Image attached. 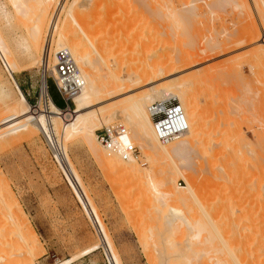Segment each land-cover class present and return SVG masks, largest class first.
<instances>
[{
    "label": "rangeland",
    "instance_id": "1",
    "mask_svg": "<svg viewBox=\"0 0 264 264\" xmlns=\"http://www.w3.org/2000/svg\"><path fill=\"white\" fill-rule=\"evenodd\" d=\"M16 1L19 9L15 6ZM16 1L0 0V32L11 51L6 55L7 59L14 61L19 71L29 67L39 69L43 51L30 48L28 39V29L36 16V2ZM74 1L60 0L62 6L59 10L58 4L53 7L52 17L58 13L60 25L71 3L76 4ZM101 1H97L96 6H88L89 9L86 7L89 17L92 13L97 20L92 16V19L88 18L93 20L90 22L92 26L88 24L95 46L86 42L85 48L89 58H94L96 46L100 47L97 50L103 57L97 64L100 74L106 76L110 71L115 72L123 78L120 83H126L131 92L96 102L89 111L117 103L121 109L126 107L123 102L128 94L149 91L151 85L137 89L130 79L137 73L150 70L152 63L166 66L171 59L179 57H183V62L187 61L188 56L184 59L186 53L196 48H209L216 39L219 42L218 39L230 40L234 36L238 41L232 39L226 51L217 54L215 48L216 54L211 50V56L196 65L175 72L169 78L162 74L157 79L159 85L170 79H195L197 75L199 78L193 85L185 80L187 96L193 95L201 108L198 134L182 153L173 154L171 162L158 167L155 162L157 170L174 162L178 165L186 180L178 177L175 169L168 174L176 178L180 187L190 184L191 191L185 194L175 189L168 194L161 184L159 171L161 175L158 172L157 176L152 175L154 172L150 171L149 176L143 173L139 179L133 172L119 169L99 141H91L81 133L66 141V154L63 131L59 136L53 129L50 133L55 141L38 132L32 137L16 135L17 138L15 136L0 145V184L10 186L23 208L19 226L26 231L27 237L37 234L40 241L36 245L38 249L34 247L37 249L35 264H61L96 245H99L96 251L80 255L69 264H115L61 164L68 161L79 174L89 203L96 209L121 264H264L259 243L264 238V75L259 72L260 65L257 67L254 61L251 64L250 55L252 49L262 46L264 0H237V3L235 0ZM78 3L75 8L81 9ZM184 3L193 7L190 8L189 4L186 7ZM154 6L158 7L157 10ZM140 7L142 11H139ZM254 27L260 32H253ZM249 30L252 35L247 32ZM244 31L249 34H244L247 37L241 34ZM254 34H260V39ZM101 39L104 40V44L100 42L102 46L97 42ZM51 54L50 64L54 62V52ZM260 71H264L263 67ZM193 73L195 75L191 76ZM210 76L212 80L215 76V80L212 81ZM200 78L203 79L200 81ZM9 79V73L0 64V89H4L0 90L1 116L14 106L13 94L4 88V82ZM75 108L74 104L69 120L75 117ZM38 119L42 120L39 116ZM125 125L139 148L137 160L143 168L150 167L151 160L141 149L137 132L131 125ZM149 177H155L156 182ZM174 216L172 227L167 229L164 221ZM219 243L224 252H220L222 248L218 250ZM14 249L13 253L19 257V250ZM166 250L172 259L167 263L164 260L168 256Z\"/></svg>",
    "mask_w": 264,
    "mask_h": 264
},
{
    "label": "bare ground",
    "instance_id": "2",
    "mask_svg": "<svg viewBox=\"0 0 264 264\" xmlns=\"http://www.w3.org/2000/svg\"><path fill=\"white\" fill-rule=\"evenodd\" d=\"M34 1L36 2V12L34 13L36 16L34 15L35 16L34 23L28 29V39L30 41L29 42L30 48H36L38 50H41L40 52L43 51L42 57H41L42 63L48 62L49 68H50L52 74H55V75H56V71H55V67H54L55 59L53 60L54 62H52V64H50V62H49L50 61V55H52L51 54L52 52L55 53L56 51L61 50L63 48H68L72 52L78 66L80 67L82 74L86 80L85 87L82 89V91L80 93H78L74 97V103L76 105V108L73 110V112L75 114V117L71 120H67L65 122V126L63 129V148H64L65 154H66L67 148H68L66 146V141H68L70 138L74 137V135H76L77 133H81V134L87 136L89 138V140H91V141L93 139H96L97 141H99L97 139L96 129L98 127H100V125L110 124L114 121V119H119V121L121 120L122 123L125 122V124L131 125L135 130V131L134 130L133 131L137 132L139 138L141 139L140 147L146 154H148V156L151 160V164H150V167H148V168L144 167L143 168L141 163L137 160V158H133V159L128 160L127 162H124V161H122L123 158L120 155H118V154L111 155L113 157V161L116 162L117 167L119 169H123L124 171L133 172V174H135L136 178L138 176L139 179H140L139 175H142L143 173H145V176H149V173L151 174L150 171L154 172V174L152 173V175H156L157 172L159 171L162 174V176H161L162 183L161 184H163L166 187V191L168 194L171 190H174V189L178 190L180 192H183L184 194L187 193L188 191H191V186L189 183H188V186L180 187L178 185V183L176 182V178H173L168 174V173H170V171L172 169H175L177 172V176L184 178L186 180V178L183 176L182 172L180 171L178 165L175 164V162L172 165H167L168 167L158 168L160 170H157V168H155V167L160 166L159 164L163 165V164L167 163L168 161L171 162L173 160V154L182 153L184 151V149L191 143L192 139L198 134V131L200 130V116H201L200 105L198 104V101L195 99V97L193 95L190 97L187 96V94L189 92H188V90L185 89V85H186L185 80L191 82V85H193L194 83L197 82L195 79L198 80L199 78L197 77L198 76L197 75L195 77V79L192 77L191 78L186 77L185 79H170L169 81H167L165 83H159V85L157 83V79L159 76H162V74L166 75L169 78V76H172L173 74H175V72H178L180 70H184V69H187L191 66L196 65L200 61H202L206 58H209L211 56V54H210L211 50L213 51L214 54H216V53L220 54V52L226 51L227 50L226 47L229 44H231L230 40H232V39L235 40L236 38L234 39V36L232 37V35H231V37H232L231 39L229 38L230 36L228 37L230 40L226 39V40L222 41L221 39L220 40L218 39L219 42H217V39H216L215 40L216 43H215V41L213 44L211 43V45L209 43V45H210L209 48H201V49L196 48L195 50L190 51L189 54L186 53L187 55L186 54H185V56L183 55L184 59H186L188 56V60L187 61L185 60L184 62L182 60L183 57L181 55L182 58L179 57V58L174 59V60L171 59V61H170L171 63L169 62V64H167L166 66L160 65L163 67H160L158 64L154 65V63H152V65H150V70H146L145 72H142V73H137L136 75H134L132 77V79H130V80H132L131 83L133 84V85L132 84L131 85L137 89H139V88L141 89L144 86L151 85V86H148L149 91L135 92V93L128 94L126 96V99L125 98L122 99V100L125 99L126 102L124 101L123 103H126V104H123V103L122 104L125 105L126 107L122 106V104H121V106H122L121 109L118 106L120 104L117 103V105L111 104V106L107 105V107L100 106L99 108L95 109L96 111H94V109L92 111H89V109L91 107L95 106L96 102L99 103L101 100L103 101L107 98L108 99L114 98L117 94H127V93L131 92V90L129 89V87L126 83H123V81H121V83H120V80H122L123 78H120L115 72L110 71V73L106 76H103L100 74L99 68L97 67V64L103 59V57H102L101 52L97 51V50L100 48L99 46L102 43L104 44V40H102V39L100 41L96 40L97 42H99V44L102 41L101 44L98 45L99 48H97V46H96L95 54L96 53L97 54L94 58H96L97 60H93L94 58H92V57L89 58L90 56H89V54L85 48L86 42H88V44L90 46H95V42L93 41L94 39H92L93 37L91 38L92 35H90L91 34L90 30H89L90 26L88 24L91 21H93V20H91V21L89 20V19H92L93 16L91 13L90 17L91 16L92 17L90 18L89 17L90 13L86 12V10L89 9L88 6L89 7L90 6L93 7V5L96 6L95 3H97V1L99 2V0H82V2L79 0L81 2V5H79L80 2L78 3V2H76L77 0H75L74 2L76 4L78 3V5L81 9L82 8H83V10L85 9L84 10L85 12L82 11L81 9H79L77 6V8L80 10L79 11L77 8H75L76 4L71 3V5L69 7L70 9H68L67 14H65L66 18L64 17L65 19L61 25H60L59 14L54 13L55 16H53V17L51 14V13H53L52 12L53 7H56L55 5H57V4L59 5V6L57 5L58 10L62 6L60 0H34ZM157 1H156V3H157ZM228 1H230V0H228ZM235 1L237 3V0H235ZM194 2H196V1H194ZM14 3H15V6L17 7L19 2L16 1ZM135 3H136V1H135ZM144 3L145 4H143V5H146L147 2H144ZM185 3H184L185 6L189 4V3H187V4H185ZM210 3H212V2H210ZM151 4H152V2H151ZM212 4H214V3H212ZM212 4H211V6H212ZM241 4H243V2ZM22 5H23V3H22ZM208 5H209V3H208ZM257 5H255V6H257ZM149 6L150 5H148V7ZM157 6H154V8L156 7L155 8L156 10L158 8ZM167 6H169V5L167 4ZM179 6H180V4H179ZM188 6H190V4ZM86 7L88 9H86ZM192 7L193 6H190V8H192ZM31 8H33V5ZM190 8L188 7V9H190ZM196 8H197V6H196ZM208 8H209V6H208ZM140 9H141V7H140ZM140 9H139V11L143 10V9H141V10ZM184 9H181V10L185 11ZM181 10H180V12H181ZM149 12H151V11H149ZM151 13H153V11ZM175 13H177V12H175ZM191 13H195V12L191 11ZM148 15H149V13H148ZM167 15H168V13H167ZM103 16L104 15H102V17ZM143 16L146 17L144 14H143ZM159 16H160V14H159ZM161 16L163 17V15H161ZM173 16H174V12H173ZM175 16H177V15L175 14ZM177 18H179V16H177ZM261 18L262 17L260 16V19ZM93 19L97 20V18H94V17H93ZM103 19H106V18H103ZM101 20H102V18H101ZM188 20H189V18H188ZM99 22H100V18H99ZM174 22H176V21H174ZM90 25L92 26L93 24L90 23ZM254 28L255 29L253 30V32L259 31V30L256 31V27H254ZM251 29H253V27H251ZM250 30L247 31V32H250L249 34H251ZM241 34L244 37L247 35L246 32L241 33ZM244 34H246V35H244ZM261 34H263V33H261ZM236 35H237V33H236ZM254 35H256V34H254ZM259 36H260V34H259ZM259 36L256 35L257 38H259ZM257 38H256V40H257ZM108 40H110V39H107V41ZM236 40L238 41V39H236ZM237 41H235V43ZM239 42H242V41H239ZM107 43H105V45ZM232 43H234V42H232ZM260 43H262V46L261 47L259 46L256 49H252L250 51L251 52L250 55H252L251 62L254 61L256 63V66L258 65L257 67H259V65H260L259 68H261L260 70H262V67L264 69V37ZM105 45H103V46H105ZM0 48L3 51V53L5 54V56L11 54V51H10V49H9V47H8V45H7V43H6L1 32H0ZM215 48H217V50L219 49V51H217ZM228 48H230V47H228ZM87 49H89V48H87ZM215 50H216V53H215ZM97 55H98V57H97ZM6 58H7V56H6ZM8 62L10 64V70H9L10 79L6 80L4 82V88L6 87L11 92V94H13L14 106L11 107L12 109L10 108V111H8L9 113L6 112V113L2 114V116L0 115V139H1L0 145L4 142L9 141L10 139H13L16 135L21 136L20 138H22L23 136L32 137V136L36 135L38 132H41L47 137L45 130L42 126V123L38 119V115L32 111L33 110L32 106H31L30 102L28 101V99L26 98L23 90L21 89V87H20V85L16 79L14 72L19 71V68H17V65L14 61L8 60ZM254 62H252L251 64H253ZM106 66H108V65H106ZM220 66H222V65H220ZM250 67H252V66H250ZM255 67H253V68H255ZM210 68L213 69L212 66ZM199 69H201V68H199ZM260 70H259V72H262L260 74L264 75L263 74L264 71H260ZM194 75L195 74L193 73L191 76H194ZM212 77H213V80L211 79V76L209 78L212 81H214L215 76H212ZM202 79L200 78V81ZM204 80H206V79H204ZM125 84L127 85V87ZM44 85H45V82H44ZM127 89H129L130 91H127ZM3 90H1V92ZM169 98H177L183 103L190 128L184 135H182L178 139L168 143L169 145H163V143H161L159 141V139L155 133L153 121H152V118L148 112V106L153 101H157V100L165 101V100H168ZM122 100H120V101H122ZM148 102H149V104H148ZM59 110H61V109H59ZM59 112H62V110ZM88 112H90V113H88ZM9 135H11V136H9ZM7 136H9V138ZM17 136H16V138H17ZM123 160H125V159H123ZM155 162H156V166H155ZM61 164H63L62 166H63L73 188L77 192L78 196L80 197V199L84 203L87 211L89 212L91 218L95 222V224H96V226H97V228H98V230H99V232L103 238L102 245H104L106 247L108 254L111 253V255L115 261V264H121L120 259L118 257V254L114 250V245L112 244V242L108 241V237H107V233L105 231V227L101 223L96 209L94 207H92L89 203V199L86 196L85 190H84L82 183L80 181L81 179L78 176L79 174H77V171L74 169L72 163H70L69 161L67 163H61ZM162 171L165 173H163ZM146 173H148V175H146ZM160 173L158 175H161ZM152 175H151V177H152ZM154 178H150V179H152L153 182H156V179L154 180ZM162 186H160V187H162ZM154 188H156V187H154ZM157 189H158V186H157ZM168 189H169V191H168ZM173 193H172V196H173ZM247 193H249V192H247ZM159 199H160V197H159ZM13 203H15V206H16L15 208L12 206V205H14ZM21 213L22 214L24 213L23 208L18 203V201H16L10 186L7 183L5 185L0 184V264H35V262H34L35 258L34 257H36L35 255H37L36 251L38 249V247L36 245L40 241H39L37 234H34L35 236L32 238H30V236L27 237L26 231H24L23 228L21 226H19L18 222H19V219H21V216H20ZM174 219H175V216L172 218H169V220L167 222H166V220L164 221L166 223L164 225L166 226L167 229L172 227ZM11 225H12V227H10ZM160 228H161V226H160ZM28 229L30 230L31 228L29 227ZM12 232L15 233L14 236L11 235ZM9 237H11V238H9ZM169 241H170L169 244L173 243L172 240H170L168 238V242ZM259 243H260V246H261L262 251H263L262 255L264 257V238H261ZM220 244L221 243H219L218 250L220 251L223 249V251H220V252H224V248L221 247ZM14 247H17V250H19V254H20L19 257H18V255L16 256V254L13 253V250L14 251L16 250V249H14ZM32 247L33 248L37 247V249H35V248L32 249ZM173 247L174 246L172 245V248ZM98 248H99V245L89 247V248L85 249L82 253H80V255L83 256V255L90 254V253L96 251ZM41 250H43V248ZM166 252H167V250H166ZM168 253L169 252L166 253L168 256L166 258H164L166 263L172 260ZM14 255H15V258H14ZM80 255H74L73 257L68 258L65 261L61 262V264H69V263L73 262L74 260H76ZM221 260L223 261V259H220V261Z\"/></svg>",
    "mask_w": 264,
    "mask_h": 264
},
{
    "label": "built area",
    "instance_id": "3",
    "mask_svg": "<svg viewBox=\"0 0 264 264\" xmlns=\"http://www.w3.org/2000/svg\"><path fill=\"white\" fill-rule=\"evenodd\" d=\"M54 59L56 75L52 74L48 62L41 64L43 83L45 82V85L43 84L39 103L43 100L48 104L51 102L48 80H53L58 91L67 101V107L61 109L70 110L75 104L74 97L85 87L86 80L68 48L56 51ZM0 64L9 73L10 64L1 48ZM148 112L152 118L155 133L163 144H168L178 139L190 128L184 106L176 98H169L165 101H153L148 106ZM96 133L97 139L108 155L118 154L125 160L138 158L139 148L132 141L130 130L124 123L115 121L103 125L96 130Z\"/></svg>",
    "mask_w": 264,
    "mask_h": 264
},
{
    "label": "crops",
    "instance_id": "4",
    "mask_svg": "<svg viewBox=\"0 0 264 264\" xmlns=\"http://www.w3.org/2000/svg\"><path fill=\"white\" fill-rule=\"evenodd\" d=\"M15 76L26 98L30 102L32 109L37 113L39 118L42 119L41 122L46 135L50 140L55 141L56 139L50 131L53 129L55 131L54 133L60 136L64 129L65 122L69 120L71 116L72 109L67 111L61 109L67 107V101L60 94L53 80H48V91L53 101L51 100L49 104L44 101L39 103L44 84L41 68H23L15 72ZM34 105L37 106L34 107ZM59 109H61L62 112H59L61 111Z\"/></svg>",
    "mask_w": 264,
    "mask_h": 264
}]
</instances>
